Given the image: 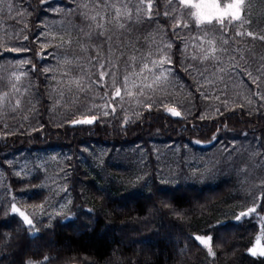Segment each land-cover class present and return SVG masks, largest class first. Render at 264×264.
<instances>
[{
  "label": "trees",
  "instance_id": "1",
  "mask_svg": "<svg viewBox=\"0 0 264 264\" xmlns=\"http://www.w3.org/2000/svg\"><path fill=\"white\" fill-rule=\"evenodd\" d=\"M50 2L16 0L19 13L13 11L11 18L8 14L0 16V55L5 57L0 60V73L4 66L28 61V70L35 66L28 71L34 86L31 92L43 94V99L35 103L37 127L31 131H0V167L9 195L6 202L0 198V264H264V257L251 256L248 251L257 237L264 243V175L256 196L247 201L244 194H237L241 166L211 182L180 180L171 184L160 181L155 174L152 154V143L171 142L196 149L197 144H230L247 137L264 154V111L252 104H235L225 111L220 109L222 114L212 115L203 113L200 101L194 97L190 109L179 117L171 116L162 106H152L136 117L120 112L99 116L92 125L57 120L49 111L50 94L45 82L48 73L44 68L51 60L49 53L65 49L44 40L41 34L50 24L62 29L68 19L77 24L80 21L64 15L69 6L76 7L75 0H59L53 4L56 11L49 7ZM229 2L219 0L221 6ZM244 20L243 26L238 22L234 28L229 25L227 35L220 36L245 43L249 50L264 48V41L235 36L237 31L264 36V0H245ZM171 27L169 22L161 26L159 33L155 25L149 31L172 43L168 48L170 67L187 83L191 77L184 71L185 41L202 33L180 28L172 34ZM5 46L21 51L6 53ZM91 145L117 150V154L128 146L143 147L148 163L146 177L133 181L130 167L125 165L104 163L99 170H87L80 154L83 147ZM51 149L69 154L64 164L65 188L71 202L50 223L29 217L33 221L29 226L18 213L11 212V205L16 204L13 199L27 190L30 194L22 203L30 207L49 200V193L35 189L39 173L29 179L15 176L8 158L15 153ZM132 192L138 195L128 198ZM257 205L256 213L236 220L240 212ZM196 236H211L215 255H209ZM63 244L67 249H61Z\"/></svg>",
  "mask_w": 264,
  "mask_h": 264
},
{
  "label": "snow or ice",
  "instance_id": "2",
  "mask_svg": "<svg viewBox=\"0 0 264 264\" xmlns=\"http://www.w3.org/2000/svg\"><path fill=\"white\" fill-rule=\"evenodd\" d=\"M45 2V0H41ZM59 0H51L49 7L58 3ZM76 7L69 6L64 10L66 18L75 17L80 21L79 24L68 19L63 25L62 32L67 34L69 39L61 41L57 48L65 49L59 56L49 53L53 59L57 61L55 68H44L45 73H58L60 79L57 80V88H53V92L57 95V103L62 101L61 106L72 105L83 100H89L88 92L92 86L105 89L104 97L108 96L107 89H113L112 100L121 97L122 88L127 91L128 85L132 84L137 78L143 83L136 85L137 91H141L145 87L149 89H159L167 91L176 87L177 80L181 79L174 76V69L165 67L171 65L172 60L168 55L161 56L158 60L152 59L153 53L149 51L145 53V49L154 43V36L149 31L156 26L155 31L159 33L163 24L171 22V32L176 33L177 29H196L202 33V37H189L191 40L197 41L203 45L198 55L191 57L185 56L186 59L197 61L196 65L189 64L184 71L190 75L195 72L199 81H209L215 79L217 74L221 75L225 80L232 81L236 77L252 78L251 83L257 84L264 74V69L257 67L255 71L257 76L253 77L250 70L251 65L245 61L243 68L239 59V50L233 48L234 40L230 37L223 41L218 40V34L226 36V30L229 25L233 28L237 22L243 26L245 24V0H230L229 3L221 6L219 0H75ZM16 0H0V16L19 10L15 8ZM6 5V10H5ZM53 11L56 9L53 7ZM180 17V18H178ZM15 19V18H12ZM187 19L189 22H184ZM218 24L219 28L215 27ZM6 31V30H5ZM75 33V37L72 36ZM236 37L248 36L252 39L264 41V36H255L253 32L237 31ZM221 45L219 50L213 44V39ZM27 39V37H24ZM75 40V43L73 42ZM165 48H171L172 43H168ZM188 45L185 44V51ZM157 53L160 49L156 45ZM4 52L21 51L20 48L4 47ZM5 59L0 55V60ZM254 62V61H253ZM28 61H22L20 65L4 66V72L0 73V90L11 87L12 92L4 91L0 95V112H8L15 114L21 108L22 103L35 106V103L43 99V94L36 95L31 93V82L25 85L23 79L27 76L26 72H19L17 69L22 67ZM35 66L33 65V69ZM29 69L28 71H32ZM60 69H63L60 71ZM48 79H56V75L45 76V82ZM151 79L152 83L147 81ZM227 84H225V88ZM23 89V91H22ZM29 95L25 100V95ZM131 94V93H129ZM207 98V93H202ZM75 98V99H73ZM219 98V96H217ZM264 99V97H262ZM227 101H225L226 103ZM96 108L102 109V115L108 116L109 111L104 110L101 105H94ZM151 109L152 105H146ZM112 114H115V106H111ZM165 110L174 117L181 116V112L174 106H166ZM219 112V109H216ZM87 113H92L90 116ZM84 118L74 119L72 124L92 125L99 118L94 112L93 106L85 105ZM217 138L214 136L213 140ZM260 138H257V143ZM199 143V141H197ZM264 147V144H261ZM234 150V148H233ZM225 151H231L226 147ZM253 151V155H257ZM258 166H264L261 162ZM138 193H128V198H134ZM257 206L240 212L236 216V220L248 217L256 213ZM11 212L18 213L22 217L23 222L29 226L33 221L23 211H20L15 204L11 205ZM195 240L199 241L208 249L209 255H215L211 247V236H196ZM251 256L264 257V246L261 245V238L257 237L255 245L249 248ZM48 257H45L47 261ZM26 264H32L31 261Z\"/></svg>",
  "mask_w": 264,
  "mask_h": 264
},
{
  "label": "rangeland",
  "instance_id": "3",
  "mask_svg": "<svg viewBox=\"0 0 264 264\" xmlns=\"http://www.w3.org/2000/svg\"><path fill=\"white\" fill-rule=\"evenodd\" d=\"M152 35L155 38L154 43L145 49V53L147 54L151 51L153 53L151 58L158 60L161 56L168 55V48L164 47L168 43L162 36L157 34ZM41 36L49 43L60 44L62 40H68L61 28L51 24L43 30ZM193 36L202 37V34ZM224 39H226L224 36L218 35L219 41H223ZM185 44L188 45L185 56L189 57L198 55L203 48V45L189 38L185 41ZM213 44L218 50L221 47L215 38L213 39ZM156 45L160 46L158 54H156ZM232 47L238 49L240 56L244 57V59L237 57L242 68L245 61L251 65L250 70L253 72V77L258 75L255 71L257 67L264 69V48L256 51L249 50L247 44L237 40ZM61 52H54L52 54L59 56ZM50 59V62L46 66L48 68H55L57 61L52 56ZM21 62L22 60L18 61L17 65H20ZM186 62L187 66L189 64H197V61L191 59H186ZM165 67L171 68L170 65H165ZM62 70L60 69V71ZM17 71L27 73V76L22 81L23 84L27 85L31 82L25 64L17 69ZM52 75H56V79H48L46 82L50 94L49 111L53 113V116L57 120L72 121L84 118L85 105L93 106V110L98 116H104L102 115V109L96 108L94 105H101L109 113H112L109 105L115 106V112L135 117L140 115V112L144 108H148L146 106L148 104L164 108L166 106H174L183 114L190 109L194 97L200 101L202 112H210L212 115L222 114V111L235 104H252L254 108L259 107L264 111V99H262L264 97V74H261L257 85L251 83L252 78L236 77L232 81H227L219 74H217L215 79L198 82L195 72L190 75L191 80L185 83L178 74L173 72L174 76H178L181 79L177 80L176 87L167 91L149 89L147 87L141 91H137L136 85L143 83L137 78L132 84L128 85L127 91L122 88L121 97L116 98V100H112L111 98L113 89H107V98L101 99V97H104L105 89L93 85L88 92L90 99L83 100L81 97L80 102L76 103L75 106H61L62 101L57 103V95L53 92V88L55 87L59 91L60 86L57 85V80L60 77L58 73H48V76ZM147 83L151 84L152 80L149 79ZM225 84H227L226 88ZM4 91L12 92V89L10 86L6 87L0 90V95ZM202 93H207V98ZM29 95L31 94L25 95V100L28 99ZM225 101L227 102L225 103ZM35 106L22 103L21 108L15 114L0 112V131L5 133L18 130L31 131L37 127ZM217 108L219 112L216 111ZM87 114L90 116L92 113ZM210 143L197 144L196 149L171 142L152 143L155 174L164 183L175 184L180 180L184 182H211L216 176L223 177L227 174V171L237 170L241 166V185L237 194H244L247 201L255 197L259 186L263 182L264 175V166H258L261 162H264V154L256 147V142L247 137L243 140L232 141L230 144L215 143L211 145ZM226 147L231 151L230 158L229 152L225 151ZM120 151L117 154V150H109L101 145L86 146L83 147V153L80 154L81 163L89 171L99 170L104 163L119 167L125 165L130 167L128 173L133 181L146 177L148 163L144 148L132 145ZM253 151H256L258 154L253 155ZM68 158L69 154L67 152L55 149L20 152L10 155L8 163L15 176L29 179L39 173L40 179L37 182L38 184L35 185V189L49 193V200H44L36 206L25 207L22 201H24V196L30 193L27 190L21 191L19 192L20 195L18 194L13 199V202L17 204L15 206L29 217L38 221L45 220L46 223H50L52 219L64 213L71 202V196L65 188L67 171L64 163ZM240 162L241 165H239ZM8 197L9 195L5 188L4 170L0 167V198L6 202L8 201ZM261 245L264 246V243L261 242ZM61 249H67V247L63 244Z\"/></svg>",
  "mask_w": 264,
  "mask_h": 264
}]
</instances>
